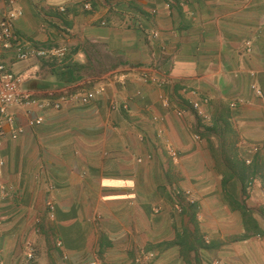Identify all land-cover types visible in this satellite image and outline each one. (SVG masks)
<instances>
[{
  "label": "crops",
  "instance_id": "1",
  "mask_svg": "<svg viewBox=\"0 0 264 264\" xmlns=\"http://www.w3.org/2000/svg\"><path fill=\"white\" fill-rule=\"evenodd\" d=\"M16 8L27 49L67 54L0 46L48 104L0 116V264H264V0Z\"/></svg>",
  "mask_w": 264,
  "mask_h": 264
},
{
  "label": "built area",
  "instance_id": "2",
  "mask_svg": "<svg viewBox=\"0 0 264 264\" xmlns=\"http://www.w3.org/2000/svg\"><path fill=\"white\" fill-rule=\"evenodd\" d=\"M18 0H0V46L4 48H14L15 56L17 60H26L31 56H36L38 58H64L67 54V48H56L50 51L45 50H29L22 42V39L17 34L14 28V22L21 15L22 12L16 8ZM157 36L156 34H154ZM144 79H148L154 84H159L158 80L152 77L144 76ZM23 83V77L17 75L9 70L0 63V116L4 118L5 122L13 124V116L11 115L10 109L13 106H36L38 108H45L48 104H43L31 96L30 92L21 88ZM252 89L255 91L257 96H261L260 90L256 86ZM100 94L99 91L89 92L82 94L76 92L72 95L68 93H60L57 101L52 105L55 109H61L64 102L74 98L82 104H88L96 96ZM56 95L55 91L48 92L47 96L53 98ZM164 102H167L166 100ZM194 108H197V104H193ZM114 109V107H112ZM29 113V112H28ZM184 111L181 110L177 113L178 116H182ZM34 124L38 125L42 123V118H37L33 121ZM171 157L176 159L177 155L171 152ZM249 187L253 185V180L249 179ZM52 209V207H51ZM27 260H32L34 258V253L32 248H28L26 254Z\"/></svg>",
  "mask_w": 264,
  "mask_h": 264
}]
</instances>
